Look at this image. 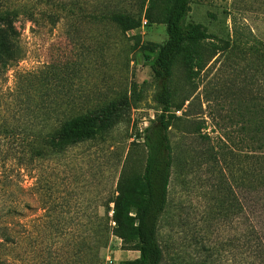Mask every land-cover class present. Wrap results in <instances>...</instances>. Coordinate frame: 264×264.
<instances>
[{"label": "rangeland", "instance_id": "obj_1", "mask_svg": "<svg viewBox=\"0 0 264 264\" xmlns=\"http://www.w3.org/2000/svg\"><path fill=\"white\" fill-rule=\"evenodd\" d=\"M73 1L29 0L33 19L21 15L17 21L21 59L0 75V110L18 81L31 102L0 113V202L14 204L20 214L15 219L18 227L28 228L40 241L42 224L63 231L54 252L39 255L44 264H72L69 240L79 243L87 228L98 226L99 217L107 213L103 204L116 195L122 170L126 168L129 176L143 173L147 149L138 136L158 113L153 99L158 81L147 61V55L155 54L134 49L133 36L152 43L168 38L161 23L124 35L113 26L85 19L83 0H76L77 6ZM119 1L133 12L141 4ZM62 2H70L68 8L74 11L66 15L59 9ZM191 7L187 23H202L217 38L205 41L199 55L176 67L177 98H191L176 111L182 117L181 129H175L171 138L193 149L192 154L205 149L210 139L219 143L229 162L224 165L228 181L221 183L218 167L200 156L191 166L177 162L159 240L166 262L264 264V189L247 192L238 185L244 162L240 139L257 130L264 108V101L251 99L246 89L247 84L255 89L264 85V64L259 60L264 53V0H192ZM40 96L57 102L48 111L68 118L125 96L130 104L122 105V117L109 132L31 162L26 151L30 134L42 127L34 104ZM189 123L197 136L185 137ZM228 146L235 149L232 154ZM129 195L139 199L131 190ZM100 256L103 264H119L139 252L123 249L122 240L112 236Z\"/></svg>", "mask_w": 264, "mask_h": 264}, {"label": "trees", "instance_id": "obj_2", "mask_svg": "<svg viewBox=\"0 0 264 264\" xmlns=\"http://www.w3.org/2000/svg\"><path fill=\"white\" fill-rule=\"evenodd\" d=\"M83 1L81 13L89 21H95L104 27L113 26L125 35L140 28L145 18L147 24H165L168 38L163 43H152L144 42L141 35L133 36L134 49L155 54L147 55V61L158 81L153 96L158 113L152 124L138 136L143 138L147 149L144 171L141 175L129 176L126 168L122 170L116 195L103 204L107 213L99 217L98 226L87 228L86 236L79 243L73 238L69 240L66 247L73 252L72 264H103L100 252L109 246L112 236L122 240L123 249L139 252L138 257L119 264H181L165 261L164 249L159 240L160 223L168 208L173 170L177 162L182 161L191 166L192 162H196L195 158L200 156L202 161L218 167L219 180L225 183L228 179L224 165H229V162L224 147L219 143H212L210 138L207 147L196 154H192L193 149L173 142L171 134L175 129H181L179 122L182 120L176 111L182 109L191 98L190 95L181 100L177 98L178 86L174 76L178 64L184 59H193V55H199L198 50L203 47V43L216 39L217 36L210 33L202 23H187L192 0H141L136 12L128 9L119 0ZM73 3L77 6L76 0ZM70 4L59 3V9L69 15L74 11L71 7L68 8ZM21 15L33 19L35 10L29 0H0V75L5 74L21 59L18 44L20 32L17 27ZM258 50L256 48L255 51ZM259 60L264 64V53ZM246 89H249L251 99L264 101V85L255 89L247 84ZM30 103L25 87L18 81L16 88L7 95L0 113L7 112L15 104L21 106ZM35 103L41 112L39 118L42 127L30 134L32 140L26 152L30 155L31 162L51 158L70 146L96 139L100 134L109 132L122 117V105L130 104L125 96L87 113L68 118L62 114H53L51 109L48 111V108L57 105L54 100L47 101L40 96L35 98ZM50 120L53 121L52 124H48ZM258 125L256 131L246 132L240 139L239 149L244 152V162L241 182L238 185L247 192L264 189V108ZM1 127L7 130L6 124ZM186 129L185 137L197 136L192 130L195 129L192 123ZM194 149H197L196 146ZM227 151L232 154L235 149L228 146ZM186 155L188 158L184 159ZM227 189L235 200H239L232 186ZM129 190L138 195L137 201L129 195ZM237 203L241 210L240 202ZM111 204H114L113 209ZM19 215L14 204L0 202V264H44L39 261V255L47 251L54 252L52 247L61 244L62 236L59 234L63 231H54L53 226L42 224L39 230L40 241L33 237L28 228L18 227L15 219ZM56 231L57 236H54ZM23 232H26L24 243L21 240ZM40 245L48 247V250L40 248Z\"/></svg>", "mask_w": 264, "mask_h": 264}, {"label": "built area", "instance_id": "obj_3", "mask_svg": "<svg viewBox=\"0 0 264 264\" xmlns=\"http://www.w3.org/2000/svg\"><path fill=\"white\" fill-rule=\"evenodd\" d=\"M147 23H148L147 19L144 18L143 22H142V27H145L147 25Z\"/></svg>", "mask_w": 264, "mask_h": 264}]
</instances>
